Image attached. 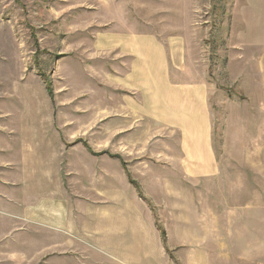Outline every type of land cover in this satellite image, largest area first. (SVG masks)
Here are the masks:
<instances>
[{
	"label": "rangeland",
	"instance_id": "rangeland-1",
	"mask_svg": "<svg viewBox=\"0 0 264 264\" xmlns=\"http://www.w3.org/2000/svg\"><path fill=\"white\" fill-rule=\"evenodd\" d=\"M128 34L170 52L166 85L155 71L142 103L132 89L143 79L124 83V60L117 67V35ZM259 99L264 0H0V125L57 132L68 208L52 224L27 215L19 233H0V264H243L219 216L259 211L251 225L264 228ZM193 157L222 166L218 180L206 170L182 180ZM120 161L141 198L117 217L128 208L118 195H136Z\"/></svg>",
	"mask_w": 264,
	"mask_h": 264
},
{
	"label": "crops",
	"instance_id": "crops-1",
	"mask_svg": "<svg viewBox=\"0 0 264 264\" xmlns=\"http://www.w3.org/2000/svg\"><path fill=\"white\" fill-rule=\"evenodd\" d=\"M117 51L123 56V58L117 61V67H120L121 65L119 63L124 60V64L121 67L124 73H127V78L124 79V83L131 82L133 85L137 82L134 76L135 73L139 75L140 79H143V81L139 82L140 86L138 85L137 88L132 89L133 92L138 91L135 95L140 99V103H142L143 97L139 89L142 90L144 88V83H149V77L155 73V71L157 74L159 73L161 81L166 85L168 78L167 72H169L170 68V52L162 41L159 42V40L154 38L151 34H128L121 35V37L117 35ZM188 92V94L185 93L188 98L191 99L194 97L190 95V91ZM162 94L163 93H160V95ZM48 98L50 101L53 99L49 97V95ZM118 100L119 106H122V103H124V105L128 107L127 101ZM158 105L161 104L159 103ZM130 111H132V109L128 107V112ZM258 114L260 117L264 116V99L258 100ZM2 116L0 112V122L1 118H3ZM26 117H28L27 113H25V115H20L15 120H19L20 118V120H24ZM25 121L26 120H24V122ZM19 127L20 130L9 131L0 125V233L2 234L19 233V231L22 230L20 221L27 220L25 219L27 215L35 220L34 224L36 225L40 224L37 219H41L44 216L46 218L42 219L50 221L52 224V222H54L52 218H57L59 205L62 206V208H67L61 203L59 204L58 182L60 180L61 184H63V174L59 166V156L62 151L60 147L62 143H59L57 132L55 130L44 131L37 129L35 125L32 127V125L26 123H20ZM84 146L90 151L88 145ZM90 152L92 153V151ZM160 153L165 155L164 152ZM99 154L100 156L107 155V153L103 152ZM184 154L186 153L184 152ZM189 154L191 153L189 152ZM183 156L185 157V155ZM109 157L117 159V156ZM193 158L195 159L194 164L190 165L189 163H185L186 165L179 167L182 171V180L200 179L202 177L200 176L202 170H206V179L217 178L218 180V175L215 176V173L218 174L217 171H222V166L219 167V165L213 161V163L210 162L207 169L202 165V161L196 157ZM119 166L125 174V180H128L127 183L131 184L136 191V195L134 197L133 195L128 197L122 194L118 195L117 192V195L122 198L120 202L128 201V203H126L128 206L127 209H117V217L131 210L137 213V208L139 207L138 197L141 198L138 192L139 190L135 188L129 180V172L126 163L120 161ZM190 167L195 168L193 173H191ZM245 179L247 178L240 179L242 185ZM219 180H225L229 188L227 178H219ZM187 182L188 181L185 182V186ZM238 183L239 182L232 183L231 179L233 188L237 187ZM218 188L219 187L215 188L216 193H218ZM189 192H191V190H189ZM241 194V203H243L244 194ZM118 201L119 198H117V202ZM229 202H234V199L229 200ZM141 209L144 210V207H141ZM247 211L248 212L243 211L242 213H238L232 208H229L224 210L222 216H219L224 218L226 226V247H230V244H232V248L243 249L241 253H234L239 263L264 264V262H262V259H264V228H256L255 225H251L250 221L252 217L256 218L260 214L259 211ZM217 213L218 212L215 211L214 216L213 212V217H216ZM2 218L7 220L9 226H3ZM214 224L215 222H213V226ZM53 228L56 230L57 227ZM252 249L256 251H251Z\"/></svg>",
	"mask_w": 264,
	"mask_h": 264
},
{
	"label": "trees",
	"instance_id": "trees-1",
	"mask_svg": "<svg viewBox=\"0 0 264 264\" xmlns=\"http://www.w3.org/2000/svg\"><path fill=\"white\" fill-rule=\"evenodd\" d=\"M49 93H50V91H49ZM51 95V94H50ZM118 158V157H117ZM130 182H131V180H130ZM133 184V183H132ZM158 228V227H157ZM159 229V228H158ZM162 233V232H161ZM164 236V233H162L161 234V237H163Z\"/></svg>",
	"mask_w": 264,
	"mask_h": 264
}]
</instances>
